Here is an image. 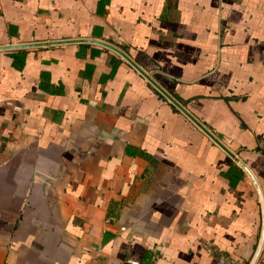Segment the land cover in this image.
Returning <instances> with one entry per match:
<instances>
[{"label":"crops","instance_id":"0c3cea01","mask_svg":"<svg viewBox=\"0 0 264 264\" xmlns=\"http://www.w3.org/2000/svg\"><path fill=\"white\" fill-rule=\"evenodd\" d=\"M264 212V0H0V264H249ZM134 263H130V262ZM253 264H264V232Z\"/></svg>","mask_w":264,"mask_h":264},{"label":"water","instance_id":"95a60500","mask_svg":"<svg viewBox=\"0 0 264 264\" xmlns=\"http://www.w3.org/2000/svg\"><path fill=\"white\" fill-rule=\"evenodd\" d=\"M76 42H86V43H92L97 44L102 47L108 48L117 55H119L121 58H123L130 66H132L139 74H141L159 93H161L167 100H169L181 113H183L195 126H197L204 134H206L219 148H221L230 158L233 159V161L246 173V175L251 180L253 186L255 187L257 194L259 196L260 204H261V230H260V237L257 244V247L255 249V252L249 262V264H253V261L255 260L257 253L259 251L261 241L263 238V232H264V212H263V200L259 191V188L252 177L251 173L248 171L246 166L234 156L230 150H228L217 138L211 134L197 119H195L185 108H183L169 93H167L163 88H161L151 77L150 75L146 74L137 64H135L123 51L118 49L112 44H109L107 42H104L102 40H94V39H84V38H78V39H67V40H57V41H50L47 42L49 45L53 44H64V43H76ZM46 42H38V43H28V44H12V45H6V46H0V49H18V48H25L30 46H37V45H44Z\"/></svg>","mask_w":264,"mask_h":264},{"label":"built area","instance_id":"2783aa9c","mask_svg":"<svg viewBox=\"0 0 264 264\" xmlns=\"http://www.w3.org/2000/svg\"><path fill=\"white\" fill-rule=\"evenodd\" d=\"M218 262L220 263V264H234L231 260H225L224 258H222V257H219L218 258ZM130 263H134V262H130Z\"/></svg>","mask_w":264,"mask_h":264}]
</instances>
